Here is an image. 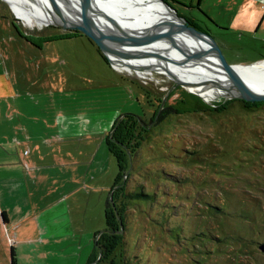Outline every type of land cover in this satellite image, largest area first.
<instances>
[{
    "label": "rangeland",
    "instance_id": "rangeland-1",
    "mask_svg": "<svg viewBox=\"0 0 264 264\" xmlns=\"http://www.w3.org/2000/svg\"><path fill=\"white\" fill-rule=\"evenodd\" d=\"M163 1L212 35L227 63L264 60V1ZM72 31L25 25L0 0V69L17 72L20 84L18 99H0V264L11 263L10 245L17 264H264V101L207 100L163 71H122L79 32L42 40ZM127 113L146 131L128 150L126 188L115 198L121 219L112 197L118 163L108 154L101 164L99 145ZM132 191L150 196L129 204ZM107 201L122 243L88 263ZM84 210L89 228L79 233L69 221Z\"/></svg>",
    "mask_w": 264,
    "mask_h": 264
},
{
    "label": "bare ground",
    "instance_id": "bare-ground-1",
    "mask_svg": "<svg viewBox=\"0 0 264 264\" xmlns=\"http://www.w3.org/2000/svg\"><path fill=\"white\" fill-rule=\"evenodd\" d=\"M5 1L25 25L31 26L48 22L67 27L75 22L103 28L98 8L104 9L119 32L139 41L136 46L110 47L108 56L115 68L139 77L149 76L154 70L163 71L207 100L236 93L212 45L184 29L182 19L159 0H55V10L49 0ZM165 31L172 33V37L147 39ZM231 65V72L246 93H264V60Z\"/></svg>",
    "mask_w": 264,
    "mask_h": 264
},
{
    "label": "trees",
    "instance_id": "trees-1",
    "mask_svg": "<svg viewBox=\"0 0 264 264\" xmlns=\"http://www.w3.org/2000/svg\"><path fill=\"white\" fill-rule=\"evenodd\" d=\"M13 24L21 34L22 32L20 31L15 21H13ZM189 24L196 26L195 23H191V21ZM74 32L81 33L80 31L76 30L72 32L63 33L59 36L43 37L42 40L46 41L55 37L71 36ZM28 39L29 38L27 37V40ZM89 40L91 39L89 38ZM102 56L106 59V57L103 54ZM231 101H227V102L225 101L226 102L225 104L230 103ZM240 101L244 102L246 106H252L255 104L263 103V102L248 103L243 100ZM160 102L161 100L159 101V104ZM159 104L156 107L154 116L157 113ZM225 104L223 103V105H220V108L217 107L216 109L214 108L210 109V111H223L225 108L224 106ZM139 117L140 116L133 115L130 113L125 114L124 118H122L119 122L117 121L118 119L115 122H113L111 127V129L113 130L112 133H110L105 137V144L107 146V149L115 157L118 163L119 172L117 174V177L114 178V186L117 185L118 187L112 192V197L115 203V208L118 211L121 219L123 218L121 213L124 212V209L122 207L121 208L119 207L118 203L115 202V198L118 196V193H122L123 191H125L126 188V186L122 184L123 182L122 174L123 171H125L130 165L128 150L131 151L134 146L136 147L137 145L140 144L141 131H146V128H144L142 125H139L142 124V122L144 121L143 119H141V117L140 118ZM131 143L133 144V146H131ZM124 194L126 195V201L129 204L130 202H133L134 199H139L141 196L142 197L150 196L149 194H146L143 191H139V192L132 191ZM1 215L3 217V221H6L7 218L4 211L1 212ZM104 217H105L106 228L103 230L101 235L96 240L94 255L92 256L91 260L88 261V263L97 259L99 253L102 254V257L100 259L101 261L108 259L111 256V254L117 249V247L122 243V235L114 232V230L118 229L119 221H118V217L116 216L115 210L109 201H107L106 203ZM10 262H11L10 264H17L15 248L13 245H10Z\"/></svg>",
    "mask_w": 264,
    "mask_h": 264
},
{
    "label": "water",
    "instance_id": "water-1",
    "mask_svg": "<svg viewBox=\"0 0 264 264\" xmlns=\"http://www.w3.org/2000/svg\"><path fill=\"white\" fill-rule=\"evenodd\" d=\"M49 1L51 3V7L53 8V10L57 9V6H58L57 2L58 1H55V0H49ZM159 1L164 3L180 19H182V21H183L182 26L184 29H187L188 31L193 32L195 35L201 37L202 39H204L205 41H207L208 43H210L212 45L214 52H215V56L217 57L220 66L222 67L223 71L226 73V76L228 77L230 83L236 89L235 94L232 93V94L227 95V96L238 97V98L243 99L245 101H252V102L253 101H264V93L263 92L250 91L249 90L250 92L246 93L245 87L239 81H237V79L235 78V76L231 72V66L232 65L230 63H227V61L225 60V57L223 56V54L221 52L220 47L215 42L212 35H210L206 31L199 29L197 26L189 25L187 23L186 18L179 16L177 14V12L172 7H170L166 2H164L163 0H159ZM96 10H97V7H96ZM98 11L100 12V16L102 17L101 21H102V24H104L103 28H99L96 26L92 27V26H89L85 23L84 24H78L75 22H71V24H69L67 26V28L80 31L86 37L90 38L95 44H97V46L99 47V49L101 50L103 55H105L106 58L108 59V61L112 64L111 59L108 56L110 47L136 46V45H139L137 43L139 41H133V40L129 39L123 33L119 32L118 29H116L115 26H113L111 24L112 22L110 21V18L108 17V14L106 13V10L98 8ZM63 28H66V27H63ZM170 37H172V33L165 31V32L157 33V34H155V35H153L147 39H149V41H151V40L157 41V40H160L161 38L167 39ZM174 81H175V84L181 85V86L185 87L186 89H188L187 84H185L184 82H182L178 78H175ZM164 100H165V98L162 100V103L164 102ZM123 116L124 115H122V117ZM110 200L112 202L111 197H110ZM118 220L120 223L119 217H118ZM100 232H102V231H100ZM261 249L264 251V245H261ZM92 263H94V262H92Z\"/></svg>",
    "mask_w": 264,
    "mask_h": 264
},
{
    "label": "crops",
    "instance_id": "crops-1",
    "mask_svg": "<svg viewBox=\"0 0 264 264\" xmlns=\"http://www.w3.org/2000/svg\"><path fill=\"white\" fill-rule=\"evenodd\" d=\"M257 2H259V1H264V0H256ZM256 8H262L261 6H259V7H256ZM252 12L254 11V10H251ZM250 11V13L249 14H247L246 15V17L244 18V24L245 25H251V23H254L255 22V20H254V13H252ZM251 15V16H250ZM254 21V22H253ZM19 86H20V84H19V75L17 74V72H14V74L13 75H11L10 74V72L8 71V70H2V69H0V99H8V98H12V99H18L19 98V93H20V88H19ZM14 111L16 112L17 111V108H16V106H14ZM115 120V119H114ZM114 120H111V122L109 123V125L111 126L112 124L111 123H113L114 122ZM63 123V124H65L66 122H65V120H63V121H59L58 123ZM109 126V127H110ZM92 132H94V131H92ZM92 132H88V131H86V132H84L82 135H84V136H88L90 133H92ZM60 134H62V133H60V132H58V135H60ZM74 135H78L77 133H75ZM107 135V134H106ZM80 136V135H79ZM97 138V137H96ZM61 140V139H60ZM59 139L57 140V141H60ZM105 141V140H104ZM46 142V141H45ZM90 140L89 141H87V144H90ZM92 143L94 144V141H92ZM100 143V142H99ZM95 144L98 146V141H96L95 142ZM102 144H103V142H102ZM102 144H100L99 145V149L101 150V148L103 147V146H106V144H105V142H104V144L102 145ZM38 145H36V147H37ZM106 149H104V151H102V152H104V158H103V160H102V162H101V164H104L105 163V160H106V158H107V160L109 161L110 160V158H108L107 156H108V154H111L109 151H108V149H107V146L105 147ZM98 149V150H99ZM99 150V151H100ZM107 150V151H106ZM108 152V153H107ZM30 153V152H29ZM29 153H28V155H29ZM33 164H35V165H37L36 164V162H34L33 161ZM37 167V166H36ZM39 169L41 168V167H48V165H45V164H40L39 166ZM114 175V174H113ZM110 181V180H109ZM109 181L107 182V185H106V187H108L109 186ZM83 183V181L80 183V184H77V185H83L82 184ZM76 185V186H77ZM75 186V187H76ZM74 187V188H75ZM74 190V189H73ZM59 198V197H58ZM99 200V202H101V199L99 198L98 199ZM57 201V200H56ZM90 201V200H89ZM5 213V212H4ZM78 213V215L76 216V215H74L73 217L75 218V219H70V221H69V223H70V225H71V227L74 225L75 227H77L78 228V232L80 233V232H82V231H86V229H88L89 227H88V224H89V219H90V216H89V214H87L86 213V211L84 210V211H81V212H77ZM60 215V214H59ZM2 216V215H1ZM7 217H9V216H7L6 215V218ZM57 218H59V216L57 217ZM77 218V219H76ZM97 219H98V222H99V218L97 217ZM92 220V219H91ZM69 223L67 224L68 226H69ZM72 223V224H71ZM43 232H44V230H43ZM45 233V232H44ZM28 245H30V246H32V247H34V245H32V243H29ZM14 246V248H15V245H13ZM39 246L40 245H38L37 247H35L36 249H38L39 248ZM16 249V248H15ZM15 255H16V251H15ZM16 261H17V258H16Z\"/></svg>",
    "mask_w": 264,
    "mask_h": 264
},
{
    "label": "flooded vegetation",
    "instance_id": "flooded-vegetation-1",
    "mask_svg": "<svg viewBox=\"0 0 264 264\" xmlns=\"http://www.w3.org/2000/svg\"><path fill=\"white\" fill-rule=\"evenodd\" d=\"M196 25V24H195ZM197 26V25H196ZM198 27V26H197ZM199 28V27H198ZM199 29H201V28H199ZM201 30H203V29H201Z\"/></svg>",
    "mask_w": 264,
    "mask_h": 264
}]
</instances>
